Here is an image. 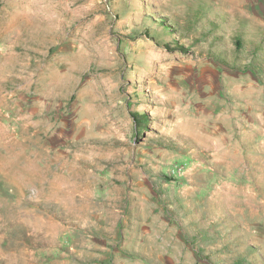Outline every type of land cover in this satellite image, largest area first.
Segmentation results:
<instances>
[{"label":"rangeland","instance_id":"rangeland-1","mask_svg":"<svg viewBox=\"0 0 264 264\" xmlns=\"http://www.w3.org/2000/svg\"><path fill=\"white\" fill-rule=\"evenodd\" d=\"M237 262L264 264V0H0V264Z\"/></svg>","mask_w":264,"mask_h":264},{"label":"trees","instance_id":"trees-1","mask_svg":"<svg viewBox=\"0 0 264 264\" xmlns=\"http://www.w3.org/2000/svg\"><path fill=\"white\" fill-rule=\"evenodd\" d=\"M179 50L181 51H184L186 50L183 46L181 45H177V47ZM132 117L134 118V120L136 121V128H141L142 127V124L145 122L146 118L145 116L142 114V115H137L135 112H132L131 113ZM236 264H239V262H237Z\"/></svg>","mask_w":264,"mask_h":264},{"label":"bare ground","instance_id":"bare-ground-1","mask_svg":"<svg viewBox=\"0 0 264 264\" xmlns=\"http://www.w3.org/2000/svg\"><path fill=\"white\" fill-rule=\"evenodd\" d=\"M214 145V143H212V146ZM218 153H220V152H218ZM222 155V154H221Z\"/></svg>","mask_w":264,"mask_h":264}]
</instances>
